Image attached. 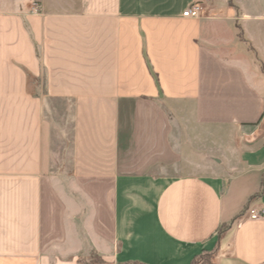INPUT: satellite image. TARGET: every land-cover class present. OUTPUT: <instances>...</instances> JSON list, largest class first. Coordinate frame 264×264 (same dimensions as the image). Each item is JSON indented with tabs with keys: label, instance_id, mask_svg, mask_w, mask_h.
Masks as SVG:
<instances>
[{
	"label": "crops",
	"instance_id": "obj_1",
	"mask_svg": "<svg viewBox=\"0 0 264 264\" xmlns=\"http://www.w3.org/2000/svg\"><path fill=\"white\" fill-rule=\"evenodd\" d=\"M263 69L264 0H0V264H264Z\"/></svg>",
	"mask_w": 264,
	"mask_h": 264
},
{
	"label": "rangeland",
	"instance_id": "obj_2",
	"mask_svg": "<svg viewBox=\"0 0 264 264\" xmlns=\"http://www.w3.org/2000/svg\"><path fill=\"white\" fill-rule=\"evenodd\" d=\"M240 36L243 39V35L240 34ZM260 43L263 44V40H261ZM263 71H264V69H263ZM55 107H56V109H58V108H61L62 106L61 105L59 106L58 103H55ZM68 110H69V108H68ZM56 148H57V146H56ZM197 174L202 175V171L201 170H197V169H192L191 170V169H186V168H179V169L171 168V169H169L167 171V173H165V175L168 176L170 179H173L175 177H179V176H182V175H197ZM207 253L213 254L212 257L211 256H207ZM214 254H215L214 250L211 251V252H208V251L202 252L200 255L196 256V257H198L197 258V261H198L197 263L198 264H202V262H206V263L209 262V264H212V261L214 262V259H213Z\"/></svg>",
	"mask_w": 264,
	"mask_h": 264
},
{
	"label": "built area",
	"instance_id": "obj_3",
	"mask_svg": "<svg viewBox=\"0 0 264 264\" xmlns=\"http://www.w3.org/2000/svg\"><path fill=\"white\" fill-rule=\"evenodd\" d=\"M203 7L200 3H195L188 7L183 16L186 18H199L202 15ZM260 221L264 220V207L261 209H249L246 214L242 217V220Z\"/></svg>",
	"mask_w": 264,
	"mask_h": 264
},
{
	"label": "trees",
	"instance_id": "obj_4",
	"mask_svg": "<svg viewBox=\"0 0 264 264\" xmlns=\"http://www.w3.org/2000/svg\"><path fill=\"white\" fill-rule=\"evenodd\" d=\"M230 3H232V0H230ZM230 228V225L229 224H225V225H222L219 229H218V231H217V237H218V240H221V238H222V236L224 235V233L228 230ZM212 255L213 254H210V253H207V256H211L212 257ZM215 255V254H214ZM197 258L198 257H195L194 259H193V261H192V264H198L197 262ZM100 262V259H92L91 260V262H90V264H95V263H99ZM82 264H88V263H83L82 262ZM202 264H209V262L208 263H206V262H202ZM212 264H214V262L212 261Z\"/></svg>",
	"mask_w": 264,
	"mask_h": 264
}]
</instances>
